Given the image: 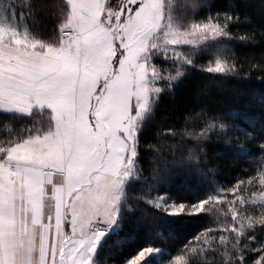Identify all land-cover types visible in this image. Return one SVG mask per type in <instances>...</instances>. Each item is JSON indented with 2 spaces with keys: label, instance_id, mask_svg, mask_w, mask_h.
Listing matches in <instances>:
<instances>
[{
  "label": "snow or ice",
  "instance_id": "obj_1",
  "mask_svg": "<svg viewBox=\"0 0 264 264\" xmlns=\"http://www.w3.org/2000/svg\"><path fill=\"white\" fill-rule=\"evenodd\" d=\"M201 7L200 0H0V123L6 130L0 135V264H106L110 241L136 211L129 193L141 180L144 155L159 161L165 151L186 150L184 166L202 172L196 149L217 124L230 127L224 117H210L197 133L190 125L199 114H189L183 130L162 125L147 152L142 143L162 97L194 66L184 46L220 44L216 37L229 36L227 24L238 20L211 11L197 19L193 10ZM41 14L47 36L37 26ZM204 70L220 73L222 61ZM16 121L27 123L12 129ZM260 150L264 155V141ZM257 167L264 185V160ZM153 171L155 182L168 187L145 201L152 211L138 221L141 234L163 239L182 220L220 215L213 203L223 199L220 192L178 202L176 182ZM184 183H194V176ZM259 209L264 217V202ZM243 219L237 227L234 212L222 231L205 229L211 235L199 246L185 245L176 264H262L264 219L258 229L251 217L247 227ZM252 253L259 258L250 259ZM165 254L150 245L128 264H160Z\"/></svg>",
  "mask_w": 264,
  "mask_h": 264
},
{
  "label": "trees",
  "instance_id": "obj_2",
  "mask_svg": "<svg viewBox=\"0 0 264 264\" xmlns=\"http://www.w3.org/2000/svg\"><path fill=\"white\" fill-rule=\"evenodd\" d=\"M200 2L206 7L193 10L197 19H205L211 11L212 14L230 13L238 17V20L227 24L228 40H223L211 48L207 47L201 54H197L194 66L186 69L174 91L162 97L153 120L145 130L142 143L147 152L146 146L156 143L162 125L165 130L168 126L183 130L185 117L189 114H199L190 125L197 133L207 127L206 121L212 116L224 117L222 122L230 127L221 130L217 124L213 130L207 132V138L200 142L202 147L196 151L199 154L201 173H196L195 169L190 171L184 166L188 163L186 150H178L175 153L165 151L163 157L168 161L166 169L164 159L156 161L152 154L144 155L141 180L129 193L132 207L136 211L128 216L125 224L110 241L105 253L106 264H127L131 258L137 256L141 248L150 245L163 249L166 254L162 261L170 262L185 245L190 242L196 245L198 241L193 238L197 234L203 233L200 235L201 241L207 234L211 235L205 229L211 227L216 232L222 228L221 219L203 212L199 214L204 217L203 220H182L176 225L175 231L163 239L153 240L150 236L141 234L138 221L145 217V212L152 211L145 201L157 195L163 196L164 192L157 189L168 187L166 184L155 182L154 169L166 173L176 182L173 199L185 203L203 199L209 191H228L238 186L237 182L241 180L244 181L241 184L246 185L253 177H258L257 166L264 160L260 150V143L264 141V135L261 133V128L264 127V0ZM220 23H224L223 15ZM37 26L43 29V34L47 36V18L43 14L39 16ZM217 55L226 60L230 72L210 74L204 70L203 67L213 63ZM25 123L27 121H16L10 127L23 128ZM5 131L0 123V135ZM196 143L192 141L189 147ZM242 147L248 150V154L242 153ZM190 175L194 176V183L185 184L184 178ZM140 198L143 200L137 203ZM146 218L151 219L150 216ZM255 227L258 229L260 225L255 224ZM257 238H260L259 235ZM167 253H172V256ZM258 258L259 253L251 254L250 259ZM218 259V256L208 257L209 261Z\"/></svg>",
  "mask_w": 264,
  "mask_h": 264
},
{
  "label": "rangeland",
  "instance_id": "obj_3",
  "mask_svg": "<svg viewBox=\"0 0 264 264\" xmlns=\"http://www.w3.org/2000/svg\"><path fill=\"white\" fill-rule=\"evenodd\" d=\"M113 2L119 3L121 2V0H113ZM216 40H219V41L228 40V37L227 36L226 37H216ZM209 44L214 46L216 43H214L212 39L201 40L200 43L196 45H185L184 49L185 51L190 53L191 58L194 62L196 55L201 54L204 50H206ZM215 48L217 49L216 46ZM218 59L222 61V67L224 69L220 73H223V72L225 73L228 71L230 72V67L227 64L226 60L223 59V57L217 55L214 62ZM214 62L211 64L214 65ZM208 65L209 64L205 65L203 68L205 69ZM189 67H192V66H187L186 69H188ZM234 188H235V191H232L233 188L228 191H220L223 199L219 202L213 201V203L216 204L217 209H222L220 215L218 217H215V216L214 217L221 219L222 223L224 221H228L232 223L231 217H232V214L235 212L237 213V221L235 222L237 224V227L239 226V222L242 217L244 218L243 223L245 224V226L249 223V220L247 219V217H251L255 224L260 225L261 220L264 218L255 217V215H260L259 204L261 202H264V185H261L259 183V177H257V179L255 180V183H248L246 185L240 184L238 186H235ZM228 201H234V203L230 205L228 204ZM242 201H246V202H242ZM253 201H256V203L253 204ZM205 207L207 208L208 206L206 205ZM250 208L252 209L258 208V209L256 211H251L249 210ZM256 212L259 214H256ZM219 230L222 231V228ZM225 235H227V233H225ZM209 236L210 234H207V236L204 237L201 241L196 242V246H199L200 243L206 240ZM204 247L207 248L208 246L205 244ZM183 259L187 260V258H183ZM139 264H144V260L141 259L139 261ZM160 264H176V260L173 259L170 262H163L161 260Z\"/></svg>",
  "mask_w": 264,
  "mask_h": 264
}]
</instances>
